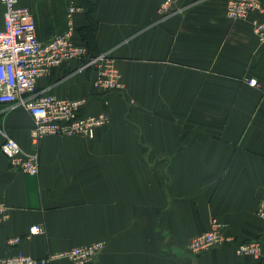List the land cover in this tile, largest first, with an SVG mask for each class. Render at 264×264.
Masks as SVG:
<instances>
[{"label": "crops", "instance_id": "obj_1", "mask_svg": "<svg viewBox=\"0 0 264 264\" xmlns=\"http://www.w3.org/2000/svg\"><path fill=\"white\" fill-rule=\"evenodd\" d=\"M19 3L42 42L72 25L77 45L113 60L124 89L93 91L84 59L53 68L39 93L86 100L83 116L108 111L111 122L94 137L51 135L36 146L25 107L0 104V147L6 133L39 161L31 176L0 150V257L104 242L93 264H264L234 246L187 251L214 219L237 241H264V44L254 33L264 11L234 20L228 0ZM3 15L0 2V30ZM35 224L45 232L29 237Z\"/></svg>", "mask_w": 264, "mask_h": 264}, {"label": "built area", "instance_id": "obj_2", "mask_svg": "<svg viewBox=\"0 0 264 264\" xmlns=\"http://www.w3.org/2000/svg\"><path fill=\"white\" fill-rule=\"evenodd\" d=\"M4 6V27L0 30V104L12 109L23 106L33 118L32 141L36 146L41 139L51 135L94 137L98 128L111 122L108 111L98 115L83 116L81 110L86 100L60 99L50 94L39 93L37 81L48 75L55 67L73 59H84L82 68L95 72L92 88L105 94L122 91L124 84L121 74L112 59L106 54L90 56L88 49L73 41V27L55 36L48 42H42L37 36L36 23L30 9L20 5L19 0H0ZM263 0H228L227 15L234 20L246 19L253 11L263 8ZM75 11L71 7L69 13ZM254 33L264 44V19L254 23ZM249 84L257 85L255 79ZM0 150L7 157L13 169L31 176L39 174L37 152L28 153L13 138L3 133ZM258 216L264 221V196L258 206ZM8 215V208L0 203V220ZM45 232L42 224L32 225L28 236ZM18 238L11 239L15 245ZM234 246L238 254L264 256V241L254 239L237 241L228 235L227 225L214 219L211 227L197 235L187 245V251L200 256L218 247ZM104 242L74 247L60 253L49 254L45 258H35L21 251L0 257V264H51L59 259H67L74 264H93L103 249Z\"/></svg>", "mask_w": 264, "mask_h": 264}, {"label": "trees", "instance_id": "obj_3", "mask_svg": "<svg viewBox=\"0 0 264 264\" xmlns=\"http://www.w3.org/2000/svg\"><path fill=\"white\" fill-rule=\"evenodd\" d=\"M88 42H90V41H88ZM88 52H89V55H90V56H97V55H98V54L92 52L91 50H88Z\"/></svg>", "mask_w": 264, "mask_h": 264}]
</instances>
